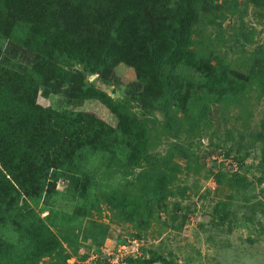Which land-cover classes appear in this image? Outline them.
Returning a JSON list of instances; mask_svg holds the SVG:
<instances>
[{
    "label": "rangeland",
    "instance_id": "rangeland-1",
    "mask_svg": "<svg viewBox=\"0 0 264 264\" xmlns=\"http://www.w3.org/2000/svg\"><path fill=\"white\" fill-rule=\"evenodd\" d=\"M51 8L0 0V131L41 110L76 129L8 138L35 194L2 220L0 264H264V0Z\"/></svg>",
    "mask_w": 264,
    "mask_h": 264
},
{
    "label": "trees",
    "instance_id": "trees-1",
    "mask_svg": "<svg viewBox=\"0 0 264 264\" xmlns=\"http://www.w3.org/2000/svg\"><path fill=\"white\" fill-rule=\"evenodd\" d=\"M46 1L48 2V4L52 5L51 9H55L54 5L57 4L60 0H45V2ZM113 21H114L113 24L111 23V26L109 28L110 36L115 34L117 28L116 23L122 21V19L113 20ZM52 28L54 33L53 32L48 33L47 30L44 32V30H42L41 35L44 41H49L52 38L51 35L53 34L55 35V38H57V36L61 34V26L55 23V25ZM171 30L173 33H177L174 28H172ZM176 37L177 35H175V38ZM119 41L120 40H116V38L112 39V42L110 43V46L107 47V49L111 51L112 49L111 46L115 45V43L119 44ZM58 45L62 50L63 49L66 50L68 42H66V40L64 41L59 40ZM86 51L83 50L80 53L79 52L77 53L81 60L88 55ZM130 62L134 63V60ZM38 116L39 118L37 123L35 124V126H32V129L30 130H26V131L23 130L21 124L18 123V126H20L18 131H12L10 129H6L7 131H0V226L2 225V220L7 218L14 219L15 216L18 215V213H21L25 216H30V206L28 204V201H32L35 194L34 189H32L27 183V177L24 179V182H23V178L21 177L20 178L13 177L12 174L13 170L19 171L20 166L28 162L22 159L17 160L15 158L13 150H11L7 145L8 138H9V142L11 143L10 145L13 148V145L17 146L15 135L16 133L20 132L21 134L27 135L28 148L34 149V145H35L37 149L38 145L40 146L42 140H44V142H47V140H52V139L56 141H64L66 140L64 136L67 137L71 136L76 131V129L72 127L69 123H59L57 121V118L47 122V124L45 125L44 110H41ZM51 125L53 126L55 125V127L58 128L59 133L50 132L49 127ZM14 159H16L15 161L16 163L11 162V160ZM6 174H9L10 176L12 174L11 178L15 183L11 182L10 178L6 176ZM19 199L22 200V203L20 205L18 204ZM20 207L25 208L26 211L22 213ZM33 217L34 218L32 223L36 225H40L41 218L38 217V215L35 213H33ZM154 259H156L155 255L147 259H144L143 262H152L154 261ZM127 260L141 262V260L137 257H127Z\"/></svg>",
    "mask_w": 264,
    "mask_h": 264
},
{
    "label": "water",
    "instance_id": "water-1",
    "mask_svg": "<svg viewBox=\"0 0 264 264\" xmlns=\"http://www.w3.org/2000/svg\"><path fill=\"white\" fill-rule=\"evenodd\" d=\"M110 95H112V92L110 91V93H109Z\"/></svg>",
    "mask_w": 264,
    "mask_h": 264
}]
</instances>
